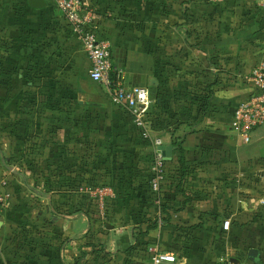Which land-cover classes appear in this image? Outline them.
Listing matches in <instances>:
<instances>
[{
  "label": "crops",
  "instance_id": "0c3cea01",
  "mask_svg": "<svg viewBox=\"0 0 264 264\" xmlns=\"http://www.w3.org/2000/svg\"><path fill=\"white\" fill-rule=\"evenodd\" d=\"M83 1L123 86L148 90L147 134L89 79L51 0H0V264H148V247L175 264H255L256 249L264 264V126L247 144L229 127L264 57V0ZM156 139L172 147L158 198Z\"/></svg>",
  "mask_w": 264,
  "mask_h": 264
},
{
  "label": "built area",
  "instance_id": "2783aa9c",
  "mask_svg": "<svg viewBox=\"0 0 264 264\" xmlns=\"http://www.w3.org/2000/svg\"><path fill=\"white\" fill-rule=\"evenodd\" d=\"M56 9L68 23L72 33L78 38L90 61L89 79L109 93L113 104L127 108L133 117V123L146 136L144 113L149 104L148 90L141 87L127 89L122 84V71L112 64L110 42L101 37L96 27L95 13L83 0H51ZM226 0H209L212 4H221ZM250 92L237 104L229 121L230 130L244 144L249 143L253 129L264 126V57L259 60L248 77ZM147 138V137H146ZM162 145L154 140V157L150 166L149 188L158 198L163 188L168 185L166 162L157 148ZM9 180L0 179V214L9 200ZM107 189H96L94 195L99 210H106ZM229 222H223L227 231ZM148 264H175V257L159 251L156 247L147 248Z\"/></svg>",
  "mask_w": 264,
  "mask_h": 264
},
{
  "label": "water",
  "instance_id": "95a60500",
  "mask_svg": "<svg viewBox=\"0 0 264 264\" xmlns=\"http://www.w3.org/2000/svg\"><path fill=\"white\" fill-rule=\"evenodd\" d=\"M29 7L33 9H40L46 6L44 0H27ZM159 154L162 156L165 162L172 160V147L171 146H159L157 148ZM247 259L255 264L260 263V253L256 249H250L247 252Z\"/></svg>",
  "mask_w": 264,
  "mask_h": 264
},
{
  "label": "trees",
  "instance_id": "16d2710c",
  "mask_svg": "<svg viewBox=\"0 0 264 264\" xmlns=\"http://www.w3.org/2000/svg\"><path fill=\"white\" fill-rule=\"evenodd\" d=\"M96 12V11H95ZM176 146V148H177V151H178V154H179V157H178V166H179V171H180V175L183 177V175L182 174H184L183 173V152H182V149H181V147H180V144L178 143V144H176L175 145ZM150 176H151V174H150ZM150 178V177H149ZM148 185H149V180H148ZM150 189V188H149ZM151 192V191H150ZM152 194V193H151ZM92 248H93V246H91Z\"/></svg>",
  "mask_w": 264,
  "mask_h": 264
},
{
  "label": "rangeland",
  "instance_id": "374dc122",
  "mask_svg": "<svg viewBox=\"0 0 264 264\" xmlns=\"http://www.w3.org/2000/svg\"><path fill=\"white\" fill-rule=\"evenodd\" d=\"M92 199H96L95 195H94V191H92V195L90 196ZM99 209V208H98ZM100 211V210H99Z\"/></svg>",
  "mask_w": 264,
  "mask_h": 264
}]
</instances>
